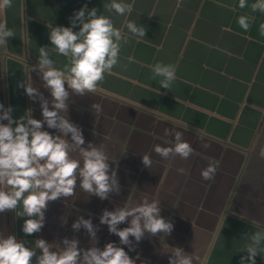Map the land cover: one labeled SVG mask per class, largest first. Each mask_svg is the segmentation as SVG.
I'll return each mask as SVG.
<instances>
[{
	"label": "crops",
	"instance_id": "obj_1",
	"mask_svg": "<svg viewBox=\"0 0 264 264\" xmlns=\"http://www.w3.org/2000/svg\"><path fill=\"white\" fill-rule=\"evenodd\" d=\"M118 2L132 4L131 13L109 11L104 5L111 0H12L11 8L0 10V21L15 33L0 55V104L13 108L14 119L29 110L42 119L39 101L31 100L20 82L31 79L51 100L32 68L38 64L39 48L52 47V27H71L70 18L87 5L110 17L128 38L118 65L105 74L97 92L71 96L65 113L82 129L83 147L104 145L120 193L101 200L77 188L72 197L49 203L43 229L31 236L22 232L26 217L11 210L0 213V233L26 240L30 247L43 238L57 249L63 238L76 237L80 247L88 248L92 242L86 230L72 229L83 216L99 228L97 247L114 242L135 264H169L174 248L192 254L194 264H241L247 237L264 231V37L258 31L264 13L240 9L239 0ZM240 15L255 17L247 32L237 23ZM127 21L144 26L145 37L130 33ZM73 30L79 31V25ZM50 55L58 68L67 63L55 52ZM157 63L176 67L177 78L168 90L159 77L152 78ZM94 104L101 110L92 108ZM165 129L183 133L193 148L188 159L177 155L165 160L154 152L157 144L174 145V136ZM44 130L59 134L46 124ZM145 154L152 159L150 168L142 163ZM209 163L217 171L214 179L204 180L201 170ZM145 196L160 202L161 216L174 228L167 236L146 233L139 243L130 237L135 248L129 251L99 217L104 209L135 206ZM256 264H264V254L256 257Z\"/></svg>",
	"mask_w": 264,
	"mask_h": 264
},
{
	"label": "clouds",
	"instance_id": "obj_2",
	"mask_svg": "<svg viewBox=\"0 0 264 264\" xmlns=\"http://www.w3.org/2000/svg\"><path fill=\"white\" fill-rule=\"evenodd\" d=\"M238 6L240 9L250 7L253 13H264V0H255L251 5L248 0H239ZM11 7L12 0H0V10ZM104 7L123 16L131 13L133 5L111 0ZM254 21L255 17L250 15L237 18L238 25L245 32L250 30ZM70 22L71 27L51 28L49 40L52 47L39 48L38 64L32 68L39 74L51 100L33 86L31 79L18 85L31 100L39 101L42 119L33 118L31 110L14 119L13 108L0 104V121H7L0 122V213L11 210L17 217H26L22 226L25 236L41 232L50 202L72 197L77 188L101 200L108 199L110 193L119 194L121 190L104 145L89 143L87 148L83 147L82 129L70 122L65 113L71 96L83 97L97 92L105 74H111L118 65L122 44L128 43V38L114 27L110 17L98 14L96 8L89 10L87 5L75 12ZM77 25L79 31H74ZM125 26L135 36L142 38L146 35L142 25L127 21ZM258 31L264 37V22L259 24ZM14 36V31L0 21V46ZM52 52L67 58L62 69L55 65L50 55ZM157 77L161 87L170 89L177 78L175 65L157 63L152 78ZM92 108L101 110L99 104L92 105ZM45 124L59 134L44 130ZM165 134L174 136V145H155L157 155L165 160L177 155L186 160L191 156L193 148L183 139L182 132L165 129ZM202 147L210 145L202 144ZM77 152L78 156L74 157L73 153ZM260 156L264 158V148ZM142 163L150 168L152 159L145 154ZM178 171L185 172L183 168ZM216 171V166L209 163L201 170V177L212 180ZM160 213V202L149 201L145 196L135 206L116 207L113 211L104 209L99 221L101 225H107L110 234L119 237L120 245L131 251L135 244L130 237L139 243L146 233L151 236L171 234L173 223ZM124 223L128 226L118 227ZM81 228L86 230L92 242L88 248L80 247L76 237L63 238L57 249L43 238L36 239L34 246L30 247L26 240L0 233V264H135L125 248L114 242L106 243L102 249L96 246L99 228L91 218L80 216L73 222V231L79 232ZM247 238L249 242L242 249L247 255L241 256V264H256V257L264 254V231L253 232ZM169 264H194V257L181 248H174Z\"/></svg>",
	"mask_w": 264,
	"mask_h": 264
},
{
	"label": "water",
	"instance_id": "obj_3",
	"mask_svg": "<svg viewBox=\"0 0 264 264\" xmlns=\"http://www.w3.org/2000/svg\"><path fill=\"white\" fill-rule=\"evenodd\" d=\"M0 55H1V57L3 58V56H4V49H3V46H0Z\"/></svg>",
	"mask_w": 264,
	"mask_h": 264
}]
</instances>
